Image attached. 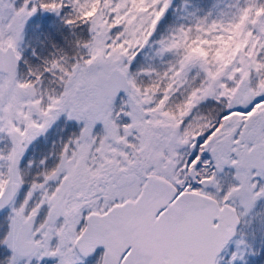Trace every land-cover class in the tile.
<instances>
[{
    "label": "snow or ice",
    "instance_id": "snow-or-ice-1",
    "mask_svg": "<svg viewBox=\"0 0 264 264\" xmlns=\"http://www.w3.org/2000/svg\"><path fill=\"white\" fill-rule=\"evenodd\" d=\"M0 264H264V0H0Z\"/></svg>",
    "mask_w": 264,
    "mask_h": 264
}]
</instances>
